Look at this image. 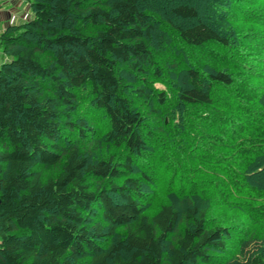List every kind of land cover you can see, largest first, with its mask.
I'll return each instance as SVG.
<instances>
[{
	"label": "trees",
	"instance_id": "1",
	"mask_svg": "<svg viewBox=\"0 0 264 264\" xmlns=\"http://www.w3.org/2000/svg\"><path fill=\"white\" fill-rule=\"evenodd\" d=\"M153 1L28 0L30 18L0 32V264H222L231 229L264 240V87L233 71L257 75L254 47L223 26V0H202L218 9L203 17L193 1ZM241 6L264 15V0ZM172 43L177 59L161 61ZM207 43L220 67L190 52ZM91 110L122 160L93 154ZM150 148L189 183L153 212L149 176L132 174Z\"/></svg>",
	"mask_w": 264,
	"mask_h": 264
},
{
	"label": "rangeland",
	"instance_id": "2",
	"mask_svg": "<svg viewBox=\"0 0 264 264\" xmlns=\"http://www.w3.org/2000/svg\"><path fill=\"white\" fill-rule=\"evenodd\" d=\"M179 1V0H178ZM183 2H191L195 3L199 7V16L203 17L207 14H214L217 12L218 9H216L215 5L204 7V3L202 0H181ZM216 0H214L215 2ZM220 1V0H218ZM224 4L223 7L226 8V10H222V13L224 15L219 16L221 19L220 21L223 22V26H232V28L239 33L241 36L242 42L248 43L254 47V51L250 55L251 59H247V61L251 64L252 70L251 72H255V74H250L248 72L240 71L239 69L233 68L234 74L236 72V75L240 79L249 78L250 82L249 84L251 86H261L264 87V15H262V11L258 10L259 8H256L255 11L257 13H249V15L245 16L244 10H242V6H246L248 8H251L254 6H257L259 3L263 2V0H254V2H250L249 0H223ZM157 2L159 0H156L152 2L153 5H157ZM215 4V3H213ZM212 6V7H211ZM252 9V8H251ZM257 19H261V22L257 21ZM165 40H168V37H164ZM256 40V41H255ZM172 38H170L167 43H171ZM257 44H256V43ZM174 43V42H173ZM171 44L170 47H159L158 48V58H161V61L166 60V55L162 54H168L170 56V61H173V59H177L176 56H174V53L177 49L178 44ZM181 48V46H178ZM186 51V49H184ZM190 50V49H189ZM184 51V52H185ZM222 48L217 46L214 43H207L202 45V47L191 49L190 52L198 55L197 60L199 63H211L214 67H220L222 62ZM209 55V57L207 56ZM6 57L2 51V48L0 46V64L3 60H5ZM183 65H180V67L184 68V62ZM225 64V63H224ZM242 89L244 86L240 85ZM245 91V88L243 89ZM261 89L258 88L257 91H260ZM82 112V111H81ZM81 112H76V115L83 116ZM85 116V117H84ZM84 118H86L88 121L92 120V125L94 127V131L89 133L87 135V140L91 141V148L92 152L96 156H108L110 154H113L115 159L122 160L124 156V150L122 148H117L106 141L104 137V132L106 130L105 127V118L102 115L101 112L96 110H91L84 112ZM166 148L169 147L171 152L174 154V150L179 152L177 149L173 147V145L167 143L165 144ZM156 150V148H155ZM148 151H151L147 153ZM144 157L141 158H135L133 160V168L135 171L132 173L133 175H139L140 172H145L149 179L144 182L143 185V195L145 196V202L143 203V208L147 212H153L155 211L159 205L163 202L167 201H174L179 202L180 200H184L185 197L188 194L189 191V183L187 181V177L183 171L179 173L177 176L176 169L173 166V164H167L165 165L162 160H160L158 157L160 154L158 151L153 150V148H150L147 150ZM179 154V153H178ZM150 156V157H149ZM40 168L43 172V176L47 177L48 175H52L57 172L58 166H43L38 164L37 166ZM174 172V175L171 174ZM185 185L184 187H181L182 185ZM186 183V184H185ZM184 188V189H181ZM209 191V190H207ZM200 192H203L202 190ZM211 196L210 193L206 195V197ZM223 209L219 208L216 211V215H220L222 213ZM225 212V211H224ZM223 212V213H224ZM235 215L237 218H241L244 216L245 220H248L247 223H250L251 221H254L252 218L253 216H250L248 214H241L239 212H235L232 210H227L225 212V216H233ZM264 229V222L259 221V225ZM238 228L231 229V237L228 240V245L226 246L225 251L223 252H214L218 255L219 261H221L222 264H248V260L250 256L258 250L261 255L264 257V240H262L259 237H252L251 239H246L241 236V234H235L237 233ZM241 231V230H240Z\"/></svg>",
	"mask_w": 264,
	"mask_h": 264
},
{
	"label": "crops",
	"instance_id": "3",
	"mask_svg": "<svg viewBox=\"0 0 264 264\" xmlns=\"http://www.w3.org/2000/svg\"><path fill=\"white\" fill-rule=\"evenodd\" d=\"M28 0H0V32L11 23H21L30 18Z\"/></svg>",
	"mask_w": 264,
	"mask_h": 264
}]
</instances>
